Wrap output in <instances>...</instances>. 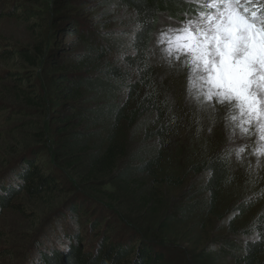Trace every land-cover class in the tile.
Here are the masks:
<instances>
[{"label":"trees","instance_id":"16d2710c","mask_svg":"<svg viewBox=\"0 0 264 264\" xmlns=\"http://www.w3.org/2000/svg\"><path fill=\"white\" fill-rule=\"evenodd\" d=\"M185 3L63 0L59 31L71 36V43L39 46L35 55L0 44L3 56L16 55L34 67L45 64L56 105L50 112L56 127L55 164L46 168L25 157L11 182L0 183V213L27 212L14 201L21 194L50 200L73 197L53 212V225L74 226L75 232L63 229L57 247L46 248L39 240L29 264H186L188 255L175 244L177 227L198 229L201 217L226 207V195L232 192L226 207L230 215L219 216L221 233L188 264H264V210L256 211L264 189L239 191L228 154L216 152L190 162L189 171L205 178L183 198L171 201L162 191L164 185L182 186L186 177L181 175V155L171 150L176 144L174 122L155 79L150 49L159 29L169 26L167 15L177 18L192 7ZM20 96L39 110L46 107L37 91ZM36 135L39 142H47L44 131ZM96 199L122 209L117 218L123 225L107 226V232L119 228V237L102 231L100 218L90 219L93 210L86 205ZM82 216L89 217L85 225L96 239L90 246L81 233ZM127 227L131 232H125ZM165 237L173 241L171 246L165 245ZM4 254L0 250V258Z\"/></svg>","mask_w":264,"mask_h":264},{"label":"rangeland","instance_id":"374dc122","mask_svg":"<svg viewBox=\"0 0 264 264\" xmlns=\"http://www.w3.org/2000/svg\"><path fill=\"white\" fill-rule=\"evenodd\" d=\"M62 2L63 0H0V12L3 15L0 17V44L9 50L26 49L35 55L39 46L48 49L56 44L71 43L73 38L59 31ZM184 2L192 7L190 9L185 7L188 10L177 18L167 15L166 20L170 22L169 26L182 27L185 21L197 17L202 10L201 5L194 0H184ZM256 6L264 7L260 4V0H256ZM23 12H32L35 15L33 17L14 15ZM166 27L163 26L157 32L150 49V56L155 79L161 87L162 98L166 101V108L171 111V119L174 122L176 144L171 150L175 155H181L184 162L181 175L186 178L182 186L164 185L163 194L174 201L183 198L185 193L192 192L191 188L200 184L205 176L204 173L196 174L189 171L188 164L216 152L229 155L232 173L236 176L239 191H250L249 193L254 194V189H264V154H256L254 151L264 145V141L260 140V122L253 120L251 123L243 124V127L249 129L247 133L242 132L241 127L237 126L240 125V121L234 122L230 127L226 126L225 117L229 109L234 105L237 106L238 101L233 99L220 103L218 96L208 100L203 96L195 99L191 95L190 67H181L179 61L169 66L160 57L156 39ZM48 76L45 64L41 63L38 67H34L16 55L0 54V110L2 108L0 111V183L11 182L12 172L25 157L35 159L46 168L55 164L52 152L56 127L50 112L56 105L53 93L49 89ZM17 87H20L22 91H18ZM24 91L26 93L37 91L45 98L46 107L39 110L29 105L20 96V93ZM234 111L237 114L240 112L238 107ZM246 119V116H241V121ZM43 131L47 134L46 143L36 139V134ZM240 148H244V151L237 158L236 153ZM34 154L37 156L34 157ZM233 197V192L226 195L227 208ZM72 198V194L70 196L56 195L51 197L53 200L30 198L22 194L18 196L14 201L27 212L23 213L21 209H4L0 213V231L3 233L0 239V250L5 253L0 258V264H29L28 257L36 253L35 249L39 240L46 248L55 247L57 239L61 240L65 235V230H67L66 234L75 232L74 226L68 227L58 222L53 225V212L57 207L66 205L65 201ZM96 200L86 205L91 211L93 210L89 213L90 219L95 221L100 218L101 230L104 229L102 231L114 238L119 237L120 235H117L119 228L117 230L113 228L110 232L107 230L108 227L123 225L124 220L117 218L118 211L122 209L112 205L107 206V202L103 201L105 203L103 204L99 199L98 202ZM226 207L224 206L220 211L218 209L213 216H202L200 226L194 231L187 227H177L175 244L181 246L186 252L189 261H192L203 249H208L206 246H210L211 239L221 233L223 220L219 216L227 219L230 215ZM263 210L264 201L256 208L257 212ZM122 213L125 214L124 211ZM88 216H82L84 221L80 223L86 246L96 242V239L90 235V226L85 225ZM131 224L134 225L132 222ZM129 228L127 227L125 232H131ZM101 230L98 228L97 231ZM164 241L167 247L173 244V241L166 237ZM192 262L189 263L192 264ZM221 264L235 263L227 260Z\"/></svg>","mask_w":264,"mask_h":264},{"label":"clouds","instance_id":"9594fccd","mask_svg":"<svg viewBox=\"0 0 264 264\" xmlns=\"http://www.w3.org/2000/svg\"><path fill=\"white\" fill-rule=\"evenodd\" d=\"M194 2L202 7L199 15L185 21L182 27H166L158 34L156 46L159 49L161 59L169 66L179 61L181 67H190L189 90L195 99L203 96L211 100L213 97L206 95L208 88L203 83L204 77L197 70L200 67L197 61L205 57L207 46L213 41V38H218L219 32L217 30L231 31L241 23L247 26L250 34L253 35V57L264 55V51H262L264 50V33L260 31L264 27V7H257L256 0L250 4L239 5L231 2V0H194ZM260 4L264 5V0H260ZM238 8L245 10L246 18L243 22L237 19ZM236 107L234 105L233 108L229 109L225 117L226 126L230 127L236 121H240V125H237L240 127L242 124L248 123L247 119L241 121V112L237 114L234 111ZM247 132L249 129L245 128V133ZM260 140L264 141V133L262 132H260ZM241 149L244 151V148H240L236 153L237 158L243 152ZM254 151L256 154H264V145Z\"/></svg>","mask_w":264,"mask_h":264},{"label":"snow or ice","instance_id":"6c2138e0","mask_svg":"<svg viewBox=\"0 0 264 264\" xmlns=\"http://www.w3.org/2000/svg\"><path fill=\"white\" fill-rule=\"evenodd\" d=\"M231 2L239 5L250 4L253 0ZM245 18V10L238 8L237 19L243 22ZM217 31L218 38H213L207 46L205 57L197 61L200 65L197 70L202 73L203 83L208 88L206 95L218 96L223 102L238 101L241 115L247 117L248 123L253 118L258 120L260 132L264 133V55L253 57V35L243 23L231 31ZM260 31L264 33V27ZM245 128L242 124L244 133Z\"/></svg>","mask_w":264,"mask_h":264}]
</instances>
